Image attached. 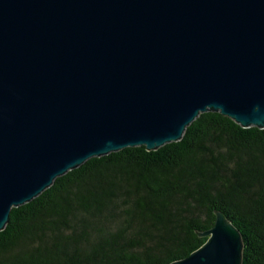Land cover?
<instances>
[{
  "label": "water",
  "instance_id": "water-1",
  "mask_svg": "<svg viewBox=\"0 0 264 264\" xmlns=\"http://www.w3.org/2000/svg\"><path fill=\"white\" fill-rule=\"evenodd\" d=\"M210 112L264 129V0H0V232L90 159L157 151ZM215 215L172 264H243Z\"/></svg>",
  "mask_w": 264,
  "mask_h": 264
},
{
  "label": "trees",
  "instance_id": "trees-1",
  "mask_svg": "<svg viewBox=\"0 0 264 264\" xmlns=\"http://www.w3.org/2000/svg\"><path fill=\"white\" fill-rule=\"evenodd\" d=\"M264 264V129L201 114L157 151L93 158L13 208L0 264H172L207 241L216 212Z\"/></svg>",
  "mask_w": 264,
  "mask_h": 264
}]
</instances>
